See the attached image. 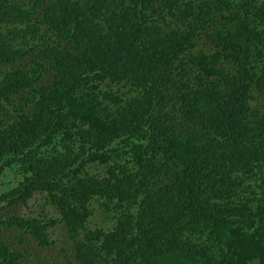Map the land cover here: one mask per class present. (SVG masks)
<instances>
[{
  "label": "trees",
  "instance_id": "obj_1",
  "mask_svg": "<svg viewBox=\"0 0 264 264\" xmlns=\"http://www.w3.org/2000/svg\"><path fill=\"white\" fill-rule=\"evenodd\" d=\"M0 63V264H264V0H0Z\"/></svg>",
  "mask_w": 264,
  "mask_h": 264
},
{
  "label": "rangeland",
  "instance_id": "obj_2",
  "mask_svg": "<svg viewBox=\"0 0 264 264\" xmlns=\"http://www.w3.org/2000/svg\"><path fill=\"white\" fill-rule=\"evenodd\" d=\"M36 17L39 20L41 18L39 17V15H37V16H34V19ZM26 61H30V57H27ZM23 64L24 63L22 62L16 63L14 65V68L22 67ZM1 65L3 67L0 66V76L2 77H4L8 71H11L13 69V67H6L3 64ZM16 176H17L16 172L10 171L9 173H6V175L2 177L1 182L3 184L6 183L7 185L8 182H10L9 178H11L12 182H15ZM2 189H3V186L0 187V192L3 191ZM22 209L23 208H21L20 211H22ZM94 224L96 223L94 222ZM0 236H2L4 239H12L14 237L13 235L9 233H5ZM52 240L54 242V245L52 247L42 249L38 247L37 245H34L33 249H30L27 253V256L29 257L28 264H65L64 256L66 255L67 251L69 254L72 253L73 241H72V238H70L69 232L67 231L64 224L59 223L57 233L53 236ZM62 249L64 250V252H61ZM43 260L45 261L44 263H43Z\"/></svg>",
  "mask_w": 264,
  "mask_h": 264
}]
</instances>
